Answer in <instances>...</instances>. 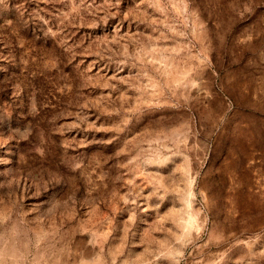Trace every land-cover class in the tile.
Returning a JSON list of instances; mask_svg holds the SVG:
<instances>
[{"label": "rangeland", "instance_id": "1", "mask_svg": "<svg viewBox=\"0 0 264 264\" xmlns=\"http://www.w3.org/2000/svg\"><path fill=\"white\" fill-rule=\"evenodd\" d=\"M0 264H264V0H0Z\"/></svg>", "mask_w": 264, "mask_h": 264}]
</instances>
